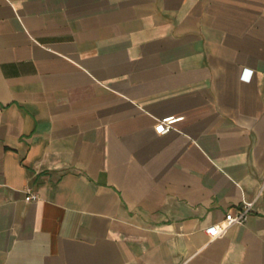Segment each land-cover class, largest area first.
I'll return each mask as SVG.
<instances>
[{
    "label": "crops",
    "instance_id": "crops-1",
    "mask_svg": "<svg viewBox=\"0 0 264 264\" xmlns=\"http://www.w3.org/2000/svg\"><path fill=\"white\" fill-rule=\"evenodd\" d=\"M0 264H264V0H0Z\"/></svg>",
    "mask_w": 264,
    "mask_h": 264
},
{
    "label": "built area",
    "instance_id": "built-area-1",
    "mask_svg": "<svg viewBox=\"0 0 264 264\" xmlns=\"http://www.w3.org/2000/svg\"><path fill=\"white\" fill-rule=\"evenodd\" d=\"M181 116H167L161 119H158L155 123V130L159 133H165L171 128L174 127V123ZM37 194L33 192H29L26 195L27 199L36 198ZM252 207L251 202H245L242 206L237 207L235 210L229 209L227 210L224 219L221 222L212 223L205 228V231L211 236L216 237L224 234L227 231V228L233 223L240 222L243 223L247 220L248 215L250 213Z\"/></svg>",
    "mask_w": 264,
    "mask_h": 264
}]
</instances>
